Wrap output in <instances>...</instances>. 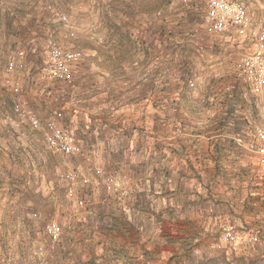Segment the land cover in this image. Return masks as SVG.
Instances as JSON below:
<instances>
[{"label":"rangeland","instance_id":"374dc122","mask_svg":"<svg viewBox=\"0 0 264 264\" xmlns=\"http://www.w3.org/2000/svg\"><path fill=\"white\" fill-rule=\"evenodd\" d=\"M6 1L7 7L4 3L0 6V79L8 89L0 102V133L8 138L12 162L0 168V264H42L43 259L48 264H87L78 250L60 243L72 241V221L86 223L97 212L98 200L110 198L101 189L90 192L76 184V195L92 201L94 212L87 214L74 204L59 174L83 162L51 151L43 130L33 129L26 118L18 117L15 102L41 123L55 119L71 131L74 115L81 111L89 114L90 102L92 106L95 103L90 96H95V90L103 92L104 85L94 81L90 66L127 64L147 69L148 80L182 86L192 79L195 85L183 86L186 91L181 96L192 112L191 120L197 122L208 110L207 118L213 123L215 113H226L225 126L242 130L244 137L239 143L245 150L252 125L264 121V96L248 91L232 71L233 63L251 51V42L204 32L202 16L207 0ZM243 1L254 19L264 21V0ZM48 37L64 49L81 52L65 81L44 76ZM9 62H21L22 66L9 70ZM16 86L18 92H14ZM208 100L223 101V106L206 108ZM13 122H19L17 129ZM48 221L62 228L55 243L43 231ZM221 226L213 248L220 247ZM235 229L238 235L249 236ZM78 233L80 243H86L82 241L87 235L85 227ZM257 238L255 243L261 240ZM197 246L192 243L185 250L197 255Z\"/></svg>","mask_w":264,"mask_h":264},{"label":"crops","instance_id":"0c3cea01","mask_svg":"<svg viewBox=\"0 0 264 264\" xmlns=\"http://www.w3.org/2000/svg\"><path fill=\"white\" fill-rule=\"evenodd\" d=\"M90 68L103 92L95 90L90 113L74 115L70 130L128 194L98 200L86 223L71 222L72 241L60 244L87 264H264V162L239 143L242 130L225 126L222 111L213 123L208 110L192 121L181 98L187 81L148 80L143 66ZM7 89L0 79V102ZM11 151L0 133V168L12 162ZM226 223L261 240L211 247ZM82 227L86 243L78 240ZM192 243L197 255L185 250Z\"/></svg>","mask_w":264,"mask_h":264},{"label":"built area","instance_id":"2783aa9c","mask_svg":"<svg viewBox=\"0 0 264 264\" xmlns=\"http://www.w3.org/2000/svg\"><path fill=\"white\" fill-rule=\"evenodd\" d=\"M62 21H66L63 16ZM204 32L211 35H232L241 40L251 42L252 49L249 53L240 56L232 66L233 75L242 80L251 93L264 96V21L254 19L247 10L243 0H207L202 16ZM47 52V65L44 76L51 81H65L73 72V66L80 60L79 50L64 49L54 38L48 37L45 42ZM23 53L20 52V55ZM22 66L21 62H9L8 69ZM189 87L195 85L194 81H187ZM19 88L14 87V92ZM14 109L19 118H26L33 129H42L46 146L53 152L69 158L77 157L83 165L63 171L59 177L66 183V192L74 199V204L83 209L87 214H93V202L87 198L76 195L75 185L79 184L81 190L96 192L98 189L110 198L123 199L128 194V188L115 174L106 172L101 167L100 159L92 155L83 147L76 136L57 123L55 119H47L43 123L28 113H25L21 103L15 102ZM14 128L19 127V122L12 123ZM23 135V131H19ZM247 150L256 153L264 162V121L254 124L250 130V140ZM1 216V211H0ZM43 231L51 243L59 241L62 228L55 221H48L43 226ZM221 244L235 243L244 240L246 243H255L256 235L242 237L238 235L234 225L226 223L220 230ZM42 264H48L43 259Z\"/></svg>","mask_w":264,"mask_h":264}]
</instances>
